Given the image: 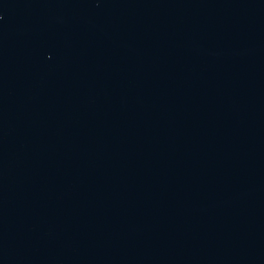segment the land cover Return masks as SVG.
I'll list each match as a JSON object with an SVG mask.
<instances>
[{"label": "water", "instance_id": "water-1", "mask_svg": "<svg viewBox=\"0 0 264 264\" xmlns=\"http://www.w3.org/2000/svg\"><path fill=\"white\" fill-rule=\"evenodd\" d=\"M0 264H264V0H0Z\"/></svg>", "mask_w": 264, "mask_h": 264}]
</instances>
